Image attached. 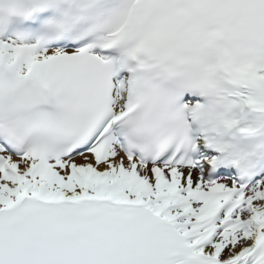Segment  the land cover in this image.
Here are the masks:
<instances>
[{"label": "snow or ice", "instance_id": "6c2138e0", "mask_svg": "<svg viewBox=\"0 0 264 264\" xmlns=\"http://www.w3.org/2000/svg\"><path fill=\"white\" fill-rule=\"evenodd\" d=\"M0 264H264V0H0Z\"/></svg>", "mask_w": 264, "mask_h": 264}]
</instances>
